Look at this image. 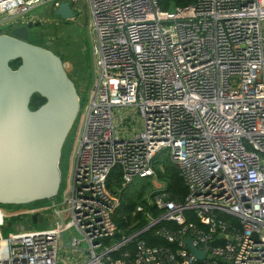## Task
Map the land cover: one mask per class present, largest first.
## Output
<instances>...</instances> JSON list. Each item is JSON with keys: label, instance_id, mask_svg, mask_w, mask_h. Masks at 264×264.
Here are the masks:
<instances>
[{"label": "built area", "instance_id": "built-area-1", "mask_svg": "<svg viewBox=\"0 0 264 264\" xmlns=\"http://www.w3.org/2000/svg\"><path fill=\"white\" fill-rule=\"evenodd\" d=\"M49 1L76 0H0V25ZM88 4L99 81L64 199L72 218L0 238V264H60L61 240L77 250L88 244L78 264H264V0L167 10L159 0ZM131 106L141 125L130 135L114 107ZM163 149L188 194L155 197L157 216L138 205L134 213L146 212L148 224L123 235L111 172L119 168L123 185L152 178ZM70 227L83 237L67 241ZM148 232L166 244L149 245Z\"/></svg>", "mask_w": 264, "mask_h": 264}, {"label": "water", "instance_id": "water-1", "mask_svg": "<svg viewBox=\"0 0 264 264\" xmlns=\"http://www.w3.org/2000/svg\"><path fill=\"white\" fill-rule=\"evenodd\" d=\"M54 13L68 21L76 15L70 1H62ZM32 24H16L11 33H0V204L55 201L62 182V150L81 109L77 85L60 55L29 42ZM16 59L20 64L13 68L10 62ZM36 93L45 102L32 109ZM19 225L16 231L25 229ZM186 244L196 257H204L191 238Z\"/></svg>", "mask_w": 264, "mask_h": 264}, {"label": "rangeland", "instance_id": "rangeland-1", "mask_svg": "<svg viewBox=\"0 0 264 264\" xmlns=\"http://www.w3.org/2000/svg\"><path fill=\"white\" fill-rule=\"evenodd\" d=\"M72 5H74L76 15L67 23L58 15L52 13L56 7L54 6V1H49L36 5L28 13L9 18L0 25V30L5 32L12 29L16 24H26L29 20H33L34 18L40 20L42 22L41 26L31 30V38H29V41L33 44L43 45L60 55L66 66L69 77L75 81L77 85L82 100L80 112L76 117L75 124L67 136L62 150V182L58 191V196L55 198L56 204L54 206L52 200L44 199L26 205H20L22 208H39V206H41V211L44 216L43 220L39 222V224H31V227L28 228H48L54 226L58 219L60 221L63 219L64 223H68L72 218L64 199L68 196L72 184V175L77 158L76 149L84 126L86 111L93 100L95 88L99 81L95 54V34L90 24V5L88 4V0H76ZM176 5V3L171 2L169 9H174ZM50 13H52V15ZM1 17H4V15H1L0 18ZM114 114L116 117L120 115L122 120L120 121L119 119V125L122 129L127 130L130 135L132 132L140 129L141 119L138 112L132 106L114 107ZM162 151L161 160L166 159L167 155H169L167 150L163 149ZM136 186L144 187L146 193L152 195V197H147L148 204L152 203L154 198L160 196V194L168 196L167 192L158 193V190H163L165 188V183L158 179L157 176L140 180ZM131 189L133 188H128V190ZM154 192L156 193L153 194ZM20 207L1 204L0 213L3 210L12 212L13 209H19ZM56 211H60L61 216L57 214ZM152 215H155V213L153 212ZM3 216L4 215H0V238L10 236L12 233L16 232L14 226L8 225V227H5L7 225L6 222L10 220V216ZM14 222L17 224L18 220L15 219ZM131 222H135L133 228L123 230V235L132 234L135 229L139 227V221L134 219L130 221V223ZM65 236L67 241L72 240L73 237H83L82 233L76 230L75 227L68 228L65 231ZM60 244L62 245L59 250L61 264H78L88 257V252L85 251L88 249V244L86 242H83L80 246L81 249L78 250L72 247H64L62 240Z\"/></svg>", "mask_w": 264, "mask_h": 264}, {"label": "trees", "instance_id": "trees-1", "mask_svg": "<svg viewBox=\"0 0 264 264\" xmlns=\"http://www.w3.org/2000/svg\"><path fill=\"white\" fill-rule=\"evenodd\" d=\"M193 1L195 0H159V3H161L162 8L167 10L171 6V2L176 3L177 5H186L188 3H192ZM1 32L3 31L0 30V33ZM11 64L13 68H17V66L20 64V59H16L15 61H12ZM44 102H45V98L42 97L39 93H36L31 98V108L37 109V107H39ZM162 152L163 151L161 150L159 153H157L153 161L157 178L165 183V188L163 190H158V193L167 192L168 196L166 195V197L169 198L170 200L174 199L176 201H181L188 194L186 183L184 181L182 174L180 173L179 166L173 162L169 153L166 159L161 160L160 157ZM143 179L145 178H136L133 180L132 183L123 185L119 168L116 167L111 172L109 187L112 193L118 194L121 199L120 206L114 212L115 213L114 220L116 221L121 231L129 230L128 228L132 224V222L130 223V221H133L134 219L140 222L139 227L137 228H141L146 224H148L146 212L134 213V210L139 204L145 206V211L152 213L154 212L156 216L160 214L159 211L156 210L154 205L152 206L151 204H148L147 197L148 196L152 197V195H148L144 187L136 186V184ZM128 188H133V189L128 190ZM155 193L156 192H154L153 194ZM2 205H6V204H2ZM20 205H13V206L20 207ZM117 236L120 238L121 233H118ZM145 239L149 245L166 244V242L162 238L154 236L152 232H148L145 235Z\"/></svg>", "mask_w": 264, "mask_h": 264}, {"label": "flooded vegetation", "instance_id": "flooded-vegetation-1", "mask_svg": "<svg viewBox=\"0 0 264 264\" xmlns=\"http://www.w3.org/2000/svg\"><path fill=\"white\" fill-rule=\"evenodd\" d=\"M52 13H54V11H52ZM52 13H50V14L52 15ZM64 21L66 23L68 22V20H64ZM29 22L33 23L32 24L33 26L29 29V38H31V30L36 28V27L41 26L42 22L40 20H38L37 18H34L33 20H29L28 23ZM12 30H13V28L9 29L5 32H1V33H11ZM10 64H11V62H10ZM34 214H37V217L35 219H34ZM10 215H11L10 220L8 222H6V224H7L6 227H8L9 222H11V224L9 226L15 227L18 224H20L19 227H21V225H24L25 229H26L28 227H31V224H39V222H41L44 218L40 206H39V208H27V207L22 208V207H20L19 209H13L12 212L10 213ZM15 219L18 220L17 224H15V222H14Z\"/></svg>", "mask_w": 264, "mask_h": 264}, {"label": "crops", "instance_id": "crops-1", "mask_svg": "<svg viewBox=\"0 0 264 264\" xmlns=\"http://www.w3.org/2000/svg\"><path fill=\"white\" fill-rule=\"evenodd\" d=\"M60 264H61V262H60Z\"/></svg>", "mask_w": 264, "mask_h": 264}]
</instances>
